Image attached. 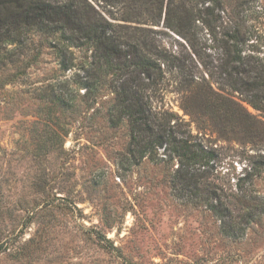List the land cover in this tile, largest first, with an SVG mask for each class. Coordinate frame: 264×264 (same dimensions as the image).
<instances>
[{"label": "rangeland", "instance_id": "obj_1", "mask_svg": "<svg viewBox=\"0 0 264 264\" xmlns=\"http://www.w3.org/2000/svg\"><path fill=\"white\" fill-rule=\"evenodd\" d=\"M223 1L218 24L240 13L264 63V0ZM155 28L167 46L184 42ZM196 32L197 89L210 81L215 44L200 20ZM31 40L23 64L0 66V264H264V110L235 93L252 118L219 130L215 117L190 121L171 84L155 96L212 155L202 180L227 206L224 224L172 188L176 159L133 160L126 122L107 121L110 92L85 95L83 72L62 71L45 36Z\"/></svg>", "mask_w": 264, "mask_h": 264}, {"label": "trees", "instance_id": "obj_2", "mask_svg": "<svg viewBox=\"0 0 264 264\" xmlns=\"http://www.w3.org/2000/svg\"><path fill=\"white\" fill-rule=\"evenodd\" d=\"M224 9L223 0H0V66L23 64L31 35L45 36L62 71L83 72L77 86L85 95L112 94L107 121L112 126L126 122L133 160L176 159L172 188L199 198L229 223L216 188L203 185L212 155L194 140L189 121L154 103L171 84L190 121L198 125L205 116L215 117L219 130L232 129L240 117L244 123L252 118L237 108L235 93L253 109L264 110V63L253 54L251 29L240 13L229 12L227 22L218 24L214 12ZM197 20L215 45L210 81L204 79L196 89L190 51L198 54ZM160 24L183 39L176 40L179 49L166 45L164 37L170 35L155 28ZM213 83L222 84L220 92Z\"/></svg>", "mask_w": 264, "mask_h": 264}]
</instances>
